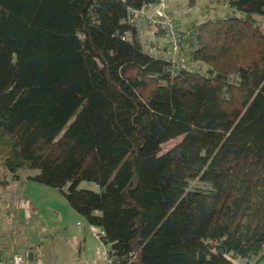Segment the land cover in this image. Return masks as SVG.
<instances>
[{
  "label": "trees",
  "instance_id": "16d2710c",
  "mask_svg": "<svg viewBox=\"0 0 264 264\" xmlns=\"http://www.w3.org/2000/svg\"><path fill=\"white\" fill-rule=\"evenodd\" d=\"M159 1L0 0L4 180L33 171L119 264H264V0L179 30L180 65L130 20Z\"/></svg>",
  "mask_w": 264,
  "mask_h": 264
},
{
  "label": "rangeland",
  "instance_id": "374dc122",
  "mask_svg": "<svg viewBox=\"0 0 264 264\" xmlns=\"http://www.w3.org/2000/svg\"><path fill=\"white\" fill-rule=\"evenodd\" d=\"M226 2L162 0V5L166 13L176 18L182 32L216 12L226 11ZM154 8L155 5L147 8L139 28L145 41L160 50L167 41L158 23L148 18ZM185 53L170 51L167 55L180 65L181 58L188 61ZM173 144L174 141L165 148ZM4 170L0 163V254L6 256L16 250L23 258L22 264H105L109 246L96 236L95 231L100 229L77 213L59 191L29 179L27 176L33 171L22 168L19 180H4ZM80 187L99 190L91 181H82Z\"/></svg>",
  "mask_w": 264,
  "mask_h": 264
},
{
  "label": "built area",
  "instance_id": "2783aa9c",
  "mask_svg": "<svg viewBox=\"0 0 264 264\" xmlns=\"http://www.w3.org/2000/svg\"><path fill=\"white\" fill-rule=\"evenodd\" d=\"M156 4H158L156 6ZM162 0L159 2L153 4L155 5V8L153 10L152 16L148 17L152 19V21H155L158 23V25L162 28L164 31L166 38L169 42L170 46V51L173 52L174 54L181 53L180 49V31H179V24L176 20V18L164 11V6L162 5ZM150 5L149 7L153 6ZM131 14H133V17L130 18L131 22H134L138 26H140L142 23L140 21V18H142V21H145V14H147V8L142 9L139 12L131 11ZM143 16V17H142ZM128 35V34H127ZM185 58H181V64H185ZM179 64L180 62L177 61ZM99 229V228H98ZM95 234L98 238H100L103 234V232L98 230L97 232L95 231ZM23 263V258L20 255H13L12 257L8 259H4V257L0 254V264H22ZM105 264H119L118 259L116 258H111L109 256L105 257Z\"/></svg>",
  "mask_w": 264,
  "mask_h": 264
},
{
  "label": "crops",
  "instance_id": "0c3cea01",
  "mask_svg": "<svg viewBox=\"0 0 264 264\" xmlns=\"http://www.w3.org/2000/svg\"><path fill=\"white\" fill-rule=\"evenodd\" d=\"M165 41H166V40H165ZM8 253H9V254H8ZM14 254H15V255H19V254L17 253L16 250H13L12 252H7L6 256H4L3 254H1V255H2V256L4 257V259L6 260V259L12 257Z\"/></svg>",
  "mask_w": 264,
  "mask_h": 264
}]
</instances>
